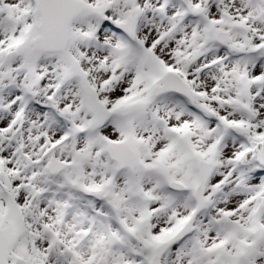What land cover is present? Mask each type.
Instances as JSON below:
<instances>
[{"label":"snow or ice","instance_id":"snow-or-ice-1","mask_svg":"<svg viewBox=\"0 0 264 264\" xmlns=\"http://www.w3.org/2000/svg\"><path fill=\"white\" fill-rule=\"evenodd\" d=\"M0 264H264V0H0Z\"/></svg>","mask_w":264,"mask_h":264}]
</instances>
